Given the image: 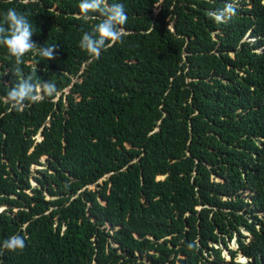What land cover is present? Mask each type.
<instances>
[{
  "label": "trees",
  "instance_id": "trees-1",
  "mask_svg": "<svg viewBox=\"0 0 264 264\" xmlns=\"http://www.w3.org/2000/svg\"><path fill=\"white\" fill-rule=\"evenodd\" d=\"M113 2L125 36L92 60L79 0H0L57 45L0 46V244H26L0 264H264V0ZM17 67L56 94L12 108Z\"/></svg>",
  "mask_w": 264,
  "mask_h": 264
},
{
  "label": "clouds",
  "instance_id": "clouds-1",
  "mask_svg": "<svg viewBox=\"0 0 264 264\" xmlns=\"http://www.w3.org/2000/svg\"><path fill=\"white\" fill-rule=\"evenodd\" d=\"M80 18L87 21L92 13H98L99 22L95 23L91 30L84 32L79 41V47L85 51L89 58L98 60L101 52L108 47L122 42L125 36L123 25L128 20L123 3L109 0H79ZM236 13L234 3H227L223 9L209 12L213 20L222 24ZM33 23L29 20L28 14L19 12L15 8H9L0 18V46L7 49L10 57H13L17 66L24 63L23 57L29 52H35L39 57L52 60L55 59L57 45L38 46L31 39L33 36ZM15 74L20 78L6 93L5 100L12 108L25 105V102L35 103L56 94V85L50 81L33 82L32 76L24 77L19 67L15 69ZM40 140V137H38ZM25 238L20 234H13L0 244V256L4 250L16 251L25 248ZM189 247H194L190 244ZM242 256V254H240ZM242 258L247 263L248 259Z\"/></svg>",
  "mask_w": 264,
  "mask_h": 264
},
{
  "label": "rangeland",
  "instance_id": "rangeland-1",
  "mask_svg": "<svg viewBox=\"0 0 264 264\" xmlns=\"http://www.w3.org/2000/svg\"><path fill=\"white\" fill-rule=\"evenodd\" d=\"M42 162H45V159H44V158L42 159ZM33 170H34V168H33ZM230 247H231V249L234 250V251L237 249V245H236V243H232V244L230 245ZM223 252H224V255H223V256L227 259V261H229V260H230V258H229L230 256H229L228 252H227L226 250H224ZM237 261H238V262H245V260L242 258L241 255L238 256Z\"/></svg>",
  "mask_w": 264,
  "mask_h": 264
}]
</instances>
